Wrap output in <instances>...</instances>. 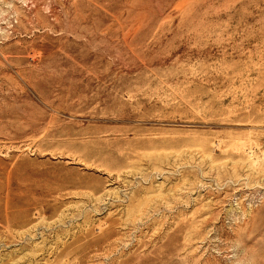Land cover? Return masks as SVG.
Segmentation results:
<instances>
[{"label": "rangeland", "instance_id": "rangeland-1", "mask_svg": "<svg viewBox=\"0 0 264 264\" xmlns=\"http://www.w3.org/2000/svg\"><path fill=\"white\" fill-rule=\"evenodd\" d=\"M0 264H264V0H0Z\"/></svg>", "mask_w": 264, "mask_h": 264}]
</instances>
